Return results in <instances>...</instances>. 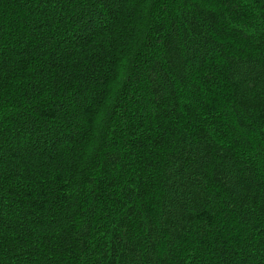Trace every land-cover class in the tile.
Segmentation results:
<instances>
[{
  "label": "trees",
  "instance_id": "obj_1",
  "mask_svg": "<svg viewBox=\"0 0 264 264\" xmlns=\"http://www.w3.org/2000/svg\"><path fill=\"white\" fill-rule=\"evenodd\" d=\"M53 3L0 0V264H264V0Z\"/></svg>",
  "mask_w": 264,
  "mask_h": 264
},
{
  "label": "snow or ice",
  "instance_id": "obj_2",
  "mask_svg": "<svg viewBox=\"0 0 264 264\" xmlns=\"http://www.w3.org/2000/svg\"><path fill=\"white\" fill-rule=\"evenodd\" d=\"M55 2H59V0H54L53 7L55 6ZM69 2H74V0H69ZM131 3L134 4L135 0H131ZM237 3H239V0H237ZM255 48L256 54L251 55L250 57L240 58V61L235 65L233 78L236 83L243 85L245 87V90L248 92H251L252 88L259 86L261 94L264 95V34H262L261 38L256 42ZM257 81H259V84L257 83ZM260 107L264 109V103H262ZM104 116L105 113L101 112V114L96 119V124H101V122L104 120ZM207 162L209 161L206 158V150L200 151L196 163L193 165V170L198 169L200 165ZM196 182H199V178L196 179ZM232 182L233 190L237 191V193L239 194V188L242 184V175L239 170L234 173ZM204 187H207V185H204ZM253 200H255V196H253ZM187 207V203L181 201L178 205V212L182 213ZM259 210L264 211V204L260 206ZM181 227H183V225H181ZM2 236L3 232L0 231V237ZM161 239H164V242L169 244V247L168 249H166V251H168L169 255H171V241H169L167 238H164L162 233L157 234L154 237V241H160ZM173 239H175V237H173ZM192 259H196L195 253H193ZM180 264H183L182 259Z\"/></svg>",
  "mask_w": 264,
  "mask_h": 264
}]
</instances>
